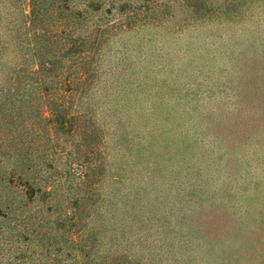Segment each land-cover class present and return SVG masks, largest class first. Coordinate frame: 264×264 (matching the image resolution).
I'll return each instance as SVG.
<instances>
[{"label": "rangeland", "instance_id": "rangeland-1", "mask_svg": "<svg viewBox=\"0 0 264 264\" xmlns=\"http://www.w3.org/2000/svg\"><path fill=\"white\" fill-rule=\"evenodd\" d=\"M0 264H264V0H0Z\"/></svg>", "mask_w": 264, "mask_h": 264}, {"label": "trees", "instance_id": "trees-1", "mask_svg": "<svg viewBox=\"0 0 264 264\" xmlns=\"http://www.w3.org/2000/svg\"><path fill=\"white\" fill-rule=\"evenodd\" d=\"M95 1L92 2V8L94 9H99V4H96L94 5ZM63 9L66 11V12H74V8L71 6V4H69L68 2H66L64 5H63ZM75 15H80V12H74ZM62 86L64 88L68 87V84L67 83H63Z\"/></svg>", "mask_w": 264, "mask_h": 264}]
</instances>
